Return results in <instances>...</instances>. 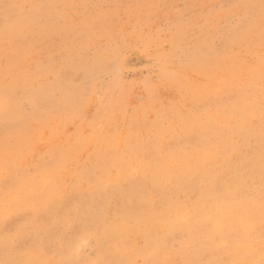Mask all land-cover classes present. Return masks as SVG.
<instances>
[{
	"label": "rangeland",
	"instance_id": "1",
	"mask_svg": "<svg viewBox=\"0 0 264 264\" xmlns=\"http://www.w3.org/2000/svg\"><path fill=\"white\" fill-rule=\"evenodd\" d=\"M260 4L0 0V104L6 94L12 96L17 106L13 119L19 121L13 126L0 111V182L7 150L29 153L24 164L13 166L20 185L35 180L37 164L61 169L58 188L11 209L30 215L32 222L39 215L43 227L51 230V252L44 259L52 264L72 258L104 264H230L236 256L259 264L264 150ZM245 5L255 6L252 29L234 39L236 25L249 19ZM24 106L33 111L24 112ZM88 223L94 226H81ZM69 224L76 229L70 230ZM245 231L247 246L225 248L224 240L231 245ZM81 236L88 243L73 257V243ZM30 256L5 249L0 232V262Z\"/></svg>",
	"mask_w": 264,
	"mask_h": 264
},
{
	"label": "snow or ice",
	"instance_id": "2",
	"mask_svg": "<svg viewBox=\"0 0 264 264\" xmlns=\"http://www.w3.org/2000/svg\"><path fill=\"white\" fill-rule=\"evenodd\" d=\"M231 7H241L240 5H232ZM249 9L248 22L245 23L241 20L236 25L234 39H239L252 29V10L254 5H245ZM261 34L264 37V0H261ZM17 23H20L17 20ZM24 112H32L33 109L29 106H24L22 109ZM0 111L5 115L6 120L14 126L19 121L13 119L17 111V106L14 104V98L10 95H5L3 103L0 104ZM260 115L261 120L264 121V73H262L261 79V98H260ZM27 152L24 151H12L7 150L5 160L3 164L5 175L3 181L0 182V188L4 191V198L0 201V213H2V220H0V232L4 235L5 249H13L20 253H31V256L26 259L12 260L0 262V264H52L51 261L44 259V257L51 252V249L47 241L51 238L52 232L49 229L43 227L45 224L41 220L40 216L35 217V221L32 222L30 215H23L21 213H13L11 209L15 207L22 200L35 199L45 197L50 191L58 188L62 183V177L60 175V167L58 165H49L47 167L37 164L35 168V180L31 184L20 185L18 180V174L13 170L14 164L16 166L22 165L27 161ZM211 155V153L209 154ZM31 156L34 158L35 153L32 152ZM262 167H261V181H260V199L259 209L261 214V233H260V254L261 259L259 264H264V150L261 153ZM68 194L65 199H68ZM172 205L169 204V207ZM83 228L87 229L92 227L91 223L82 224ZM70 230H75L76 226L69 224ZM43 232V236H33L31 233ZM215 237H213L214 239ZM248 232L245 231L243 239H236L232 241L231 246H238L244 243L247 246ZM25 241H31V243L25 244ZM88 243L86 236H81L78 240L74 241L72 252L73 257L78 256L85 250V246ZM225 247L230 246L227 240L223 241ZM247 254V253H246ZM239 255V254H237ZM56 264H104V261H84L78 258L67 259L64 261H58ZM230 264H256L255 261H247L242 259H234Z\"/></svg>",
	"mask_w": 264,
	"mask_h": 264
},
{
	"label": "bare ground",
	"instance_id": "3",
	"mask_svg": "<svg viewBox=\"0 0 264 264\" xmlns=\"http://www.w3.org/2000/svg\"><path fill=\"white\" fill-rule=\"evenodd\" d=\"M257 140H258V139H257ZM160 143H161V142H160ZM140 144H141V143H140ZM208 153H209V152H208ZM242 159H243V158H242ZM252 166H253V165H252ZM195 168H196V167H195ZM260 168H261V167H260ZM162 169H163V168H162ZM187 169H188V168H187ZM185 170H186V169H185ZM206 170H207V169H206ZM186 171H189V170H186ZM204 171H205V170H204ZM212 171H213V170H212ZM166 172H167V169H166ZM169 172H170V171H169ZM214 172H215V171H214ZM161 173H162V172H161ZM164 173H165V172H164ZM166 174H167V173H166ZM172 174H173V173H172ZM189 174H192V173H189ZM189 174H188V176H189ZM207 174H208V173H207ZM162 175H163V173H162ZM162 175H161V177H162ZM168 175H169V173H168ZM173 175H174V174H173ZM173 175H171V176H173ZM184 175L186 176V173H185ZM236 175H237V174H236ZM164 176H165V177H168V176H166V175H164ZM171 176H170V179L172 178ZM180 176L183 177V175H181V174H180ZM188 176H187V177H188ZM190 176H191V175H190ZM190 176H189V177H190ZM192 176H193V175H192ZM173 177H174V176H173ZM177 177H178V175H177ZM234 177H235V176H234ZM178 178H179V177H178ZM235 178H236V177H235ZM246 178H247V177H246ZM250 178H251V176H250ZM156 179H157V178H156ZM158 179H159V178H158ZM163 179H164V178H163ZM166 179H167V178H166ZM176 179H177V178H176ZM239 179H241V178H239ZM251 179H252V178H251ZM251 179H250V180H251ZM254 179H255V178H254ZM173 180H174V179H173ZM188 180H189V178H188ZM188 180H187V181H188ZM220 181H221V180H220ZM238 181H240V180H238ZM245 181H246V179H245ZM240 182H241V181H240ZM162 183H163V182H162ZM185 183H186V181H185ZM156 184H157V183H156ZM171 184H172V183H171ZM173 184H174V183H173ZM237 184H238V182H237ZM139 185H140V184H139ZM164 185H165V184L163 183L162 186L164 187ZM167 185H168V184H167ZM175 185H176V184H175ZM225 185H226V184H225ZM239 185H240V184H239ZM168 186H169V185H168ZM177 186H178V185H177ZM179 186H180V185H179ZM234 186L236 187L235 184H234ZM159 187H160V186H159ZM165 187H166V186H165ZM223 187H224V186H223ZM237 187H238V186H237ZM238 188H240V187H238ZM146 189H147V188H146ZM233 189H237V188H233ZM185 192H186V191H185ZM237 192H238V191H237ZM244 193H245V192H244ZM182 194H183V193H182ZM202 194H203V193H202ZM232 194H233V193H232ZM234 194H235V193H234ZM234 194H233L232 196H234ZM236 194H237V193H236ZM184 195H185V194H184ZM184 195H183V196H184ZM187 195H188V194H187ZM242 195H243V193H242ZM160 196H161V195H160ZM179 196H180V195H179ZM185 196H186V195H185ZM185 196H184V197H185ZM190 196H191V195H190ZM190 196H188V198H189ZM216 196H217V195H216ZM140 197H141V196H140ZM140 197H139V199H140ZM210 197H211V196H210ZM247 197H248V196H247ZM136 198H137V197H136ZM145 198H146V197H145ZM188 198H187V199H188ZM215 198H216V197H215ZM259 198H260V197H259ZM133 199H134V198H133ZM182 199H183V198H182ZM184 199H186V198H184ZM219 199H220V198H219ZM135 200H136V199H135ZM179 200H180V199H179ZM179 200H178V201H179ZM220 200L222 201V198H221ZM247 200H249V199H247ZM252 200H253V199H252ZM255 200H256V199H255ZM137 201H138V200H137ZM160 201H161V200H160ZM189 201H190V200H189ZM203 201H204V200H203ZM214 201H215V200H214ZM218 201H219V200H218ZM235 201H236V200H235ZM235 201H233L232 203H234ZM245 201H246V200H245ZM172 202H173V200H172ZM239 202H240V201H239ZM247 202L250 203L249 201H247ZM183 203H184V201H183ZM197 203H198V202H197ZM216 203H217V202H216ZM216 203H215V204H216ZM219 203H221V202H219ZM223 203H224V202H223ZM240 203H241V202H240ZM252 203H253V201H252ZM255 203H256V202H255ZM157 204H158V203H157ZM199 204H200V203H199ZM212 204H214V203H212ZM171 205H172V204H171ZM180 205H181V204H180ZM185 205H186V204H185ZM235 205H237L236 202H235L234 206H235ZM244 205H245V204H244ZM146 206H147V205H146ZM160 206H161V205H160ZM208 206H209V204H208ZM253 206H254V205H253ZM175 207H176V206H175ZM182 207H184V204H183ZM185 207H186V206H185ZM187 207H188V206H187ZM196 207H197V206H196ZM201 207H203V206H201ZM237 207H239V206L237 205ZM141 208H142V207H141ZM180 208H181V207H180ZM199 208H200V207H199ZM209 208H210V206H209ZM209 208H208V209H209ZM240 208H241V207H240ZM242 208H243V204H242ZM94 209H95V208H94ZM188 209H189V208H188ZM229 209H230V208H229ZM245 209H246V208H245ZM153 210H154V209H153ZM167 210H168V209H167ZM183 210H184V208H183ZM193 210H194V209H193ZM198 210L201 211V209H198ZM243 210H244V209H243ZM243 210H242V212H243ZM62 211H63V210H62ZM129 211H130V210H129ZM141 211H142V210H141ZM194 211L196 212V210H194ZM225 211H226V210H225ZM230 211H231V210H230ZM246 211H247V210H246ZM155 212H156V211H155ZM167 212H168V211H167ZM175 212H176V211H175ZM187 212H188V211H187ZM192 212H193V211H192ZM235 212H236V211H235ZM240 212H241V211H240ZM137 213H138V212H137ZM152 213L154 214V212H152ZM156 213H160V214H161L160 211H159V212H156ZM183 213H184V212H183ZM183 213H182V214H183ZM202 213H203V212H202ZM248 213H249V212H248ZM257 213H258V211H257ZM150 214H151V212H150ZM150 214L148 213V215H150ZM179 214H180V213H179ZM186 214H187V213H185V215H186ZM198 214H199V213H198ZM200 214H201V213H200ZM200 214H199V215H200ZM203 214H204V213H203ZM228 214H229V213H228ZM232 214H233V212H232ZM234 214H235V213H234ZM240 214H241V213H240ZM120 215H121V214H120ZM146 215H147V213H146ZM146 215H145V216H146ZM191 215H192V214H191ZM221 215H223V214H221ZM224 215H225V214H224ZM230 215H231V214H230ZM145 216H144V217H145ZM151 216H152V215H151ZM154 216H156V215H154ZM216 216H217V215H216ZM237 216H238V215H237ZM244 216H245V214H243L242 217L244 218ZM148 217L151 219L150 216H148ZM148 217H147V218H148ZM181 217L183 218L182 215H181ZM181 217H179L178 219H179V220H180V219L182 220ZM187 217H189V216L187 215ZM191 217H192V216H191ZM224 217H225V216H224ZM224 217H222V218H224ZM227 217H228V216L226 215V219H227ZM233 217H235V216H233ZM238 217H239V216H238ZM242 217H241L240 219H242ZM251 217H252V215L250 216V218H251ZM142 218H143V217H141V220H142ZM164 218H165V217H164ZM164 218H163V219H164ZM172 218H174V216H173ZM205 218H206V217H205ZM250 218H249V219H250ZM136 219H137V218H136ZM152 219H153V218H152ZM163 219H162V220H163ZM186 219H187V218H186ZM188 219H189V218H188ZM207 219H208V218H207ZM207 219H206V220H207ZM216 219H218V217H217ZM220 219H221V218H220ZM224 219H225V218H224ZM231 219H232V218H231V216H230V221H231ZM233 219H234V218H233ZM233 219H232V220H233ZM236 219H237V217H236ZM236 219H235V220H236ZM244 219H245V223H248V222H249V220H248V222H246V221H247L246 218H244ZM251 219H252V218H251ZM174 220H175V219H174ZM208 220H209V219H208ZM211 220L214 221L215 219H212V217H211ZM227 220H228V219H227ZM238 220H239V219H238ZM238 220H236V221H238ZM68 221H69V220H68ZM111 221H112V220H111ZM138 221H140V220H138ZM145 221H146V218H145ZM150 221L152 222V221H154V219H153V220H150ZM170 221H171V220H170ZM182 221H183V220H182ZM186 221H187V220H186ZM192 221H193V218H192ZM204 221H205V220H204ZM218 221H219V220H218ZM218 221H217V223H218ZM240 221H241V220H240ZM260 221H261V218H260ZM141 222H143V220H142ZM151 222H150V224H153V222H152V223H151ZM164 222H165V221H164ZM175 222H178V220H177V221L175 220ZM188 222H189V221H188ZM202 222H203V221H202ZM205 222H206V221H205ZM215 222H216V220H215ZM241 222H243V221H241ZM255 222H256V221H255ZM257 222L259 223V220H258V219H257ZM46 223H47V222H46ZM123 223H124V222H123ZM144 223H145V222H144ZM144 223H143V224H144ZM154 223H155V222H154ZM165 223H166V222H165ZM178 223H180V222H178ZM183 223H184V221H183ZM185 223H186V222H185ZM189 223H190V222H189ZM206 223H208V222H206ZM219 223H220V222H219ZM219 223L216 224V225H219ZM221 223H222V220H221ZM230 223H231V222H230ZM238 223H239V222H238ZM250 223H251V221H250ZM148 224H149V223H148ZM156 224H157V223H156ZM156 224H155V225H156ZM161 224H162V223H161ZM168 224H169V223H168ZM171 224H172V223H171ZM186 224H187V223H186ZM200 224H201V223H200ZM204 224H205V223H204ZM222 224H223V223H222ZM222 224H220V225H222ZM224 224H226V223H224ZM252 224L254 225V222H253ZM120 225H121V224H120ZM133 225H134V224H133ZM133 225H132L131 227H133ZM136 225H137V223H136ZM139 225H140V224H139ZM155 225H154V226H155ZM157 225L159 226V223H158ZM173 225H174V223H173ZM179 225H180V224H179ZM181 225H182V224H181ZM187 225H189V224H187ZM201 225H202V224H201ZM205 225H206V224H205ZM237 225H238V224H237ZM237 225H235V226L237 227ZM241 225H242V223H241ZM243 225H244V224H243ZM250 225H251V224H250ZM253 225H251V226H253ZM257 225H258V224H257ZM124 226H125V224H124ZM134 226H135V225H134ZM143 226H144V225H143ZM143 226H142V227H143ZM145 226H146V225H145ZM149 226H150V225H149ZM154 226L152 225V226H151V229H153ZM160 226H161V225H160ZM177 226H178V224H177ZM183 226H184V225H183ZM183 226H182V227H183ZM209 226H210V224H209ZM224 226H225V225H224ZM227 226H228V225H227ZM229 226H230V225H229ZM245 226H246V224H245ZM116 227H117V226H116ZM121 227H122V226H121ZM131 227L128 226V227H125V228H123V229H126V228L130 229ZM135 227H136V226H135ZM142 227H141V228H142ZM155 227H156V226H155ZM155 227H154V228H155ZM161 227H162V226H161ZM166 227H167V225H166ZM184 227H185V226H184ZM201 227H202V226H201ZM206 227H207V225H206ZM231 227H232V224H231ZM249 227H250V226H249ZM158 228H159V227H158ZM175 228H176V227H175ZM179 228H181V226H180ZM216 228H217V227H216ZM222 228H223V227H221V229H222ZM229 228H230V227H229ZM240 228H241V227H240ZM245 228H246V227H245ZM245 228H244V229H245ZM251 228H253V230H254V226L251 227ZM123 229H122V230H123ZM134 229H135V228H134ZM137 229H138V227H137ZM146 229H147V226H146V228H145L144 230H146ZM148 229L150 230V228H148ZM155 229H156V228H155ZM159 229H161V228H159ZM165 229H166V228H165ZM168 229H169V228H168ZM170 229H171V226H170ZM172 229H173V228H172ZM177 229H178V228H177ZM181 229H182V228H181ZM189 229H190V228H189ZM200 229H201V228H200ZM205 229H206V228H204L203 230H205ZM227 229H228V228H227ZM238 229H239V228H238ZM247 229H248V228H247ZM249 229H250V228H249ZM255 229H257V226H256ZM259 229H260V228H259ZM107 230H108V229H107ZM126 230H127V229H126ZM173 230H175V229H173ZM173 230H172V231H173ZM183 230L186 231L185 233H188V230H186V228L183 229ZM215 230H219V228H218V229H215ZM228 230L230 231V229H228ZM228 230H227V232H228ZM234 230H235V229H234ZM234 230H232V231H234ZM101 231H102V230H101ZM115 231H116V230H115ZM129 231L131 232V230H129ZM138 231H141V232H142V230H138ZM147 231H148V230H147ZM155 231H156V230H155ZM158 231H159V230H158ZM189 231H190V230H189ZM200 231H202V230H200ZM222 231H223V230H222ZM235 231H236V230H235ZM247 231H248V230H247ZM89 232H90V231H89ZM117 232H118V231H117ZM152 232H153V231H152ZM152 232H151V233H152ZM166 232L168 233V231H166ZM190 232H191V231H190ZM197 232H198V231H197ZM202 232L204 233V231H202ZM207 232H208V231H207ZM211 232H212V231L209 230V234H210ZM224 232H225V231H224ZM224 232L221 233V235L224 234ZM118 233H119V232H118ZM139 233H140V232H139ZM185 233H184V234H185ZM214 233H215V231H214ZM236 233H237V232H236ZM248 233H249V232H248ZM250 233H251V231H250ZM252 233H253V232H252ZM105 234H106V233H105ZM116 234H117V233H116ZM116 234L114 233V236H117V235H118V234H117V235H116ZM154 234H155V232H154ZM154 234H153V235H154ZM158 234H159V236H160V233H158ZM172 234H173V233H172ZM204 234H205V233H204ZM217 234H218V233H217ZM239 234H240V233H239ZM253 234H254V233H253ZM149 235H152V234L149 233ZM162 235L165 237V235H164L163 233H162ZM169 235H170V234H169ZM195 235H196V234H195ZM197 235H198V234H197ZM199 235H202V234H199ZM213 235H214V234H213ZM213 235L210 236L211 239H213V238H212ZM221 235H219V236H221ZM242 235H243V234H242ZM251 235H252V234H251ZM254 235H255V234H254ZM257 235H258V234H257ZM163 236H161V237H163ZM202 236H203V235H202ZM202 236H201V238H202ZM205 236L207 237L208 234L205 235ZM252 236H253V235H252ZM111 237H113V236H111ZM128 237H129V236H128ZM147 237H148V233H147ZM151 237H152V236H151ZM155 237H156V235H155ZM161 237H160V239H161ZM169 237H170V236H169ZM199 237H200V236H199ZM240 237H241V235H240ZM104 238H105V237H104ZM145 238H146V236H145ZM201 238H200V240L204 241V240L201 239ZM208 238H209V237H208ZM217 238H219V237L217 236ZM220 238H221V237H220ZM251 238H252V237H251ZM251 238H250L249 240L252 241L253 238H252V239H251ZM258 238H259V237H258ZM258 238H257V239H258ZM67 239H68V238H67ZM115 239H116V238H115ZM119 239H120V236H119ZM146 239L148 240V239H150V237H148V238H146ZM152 239H153V238H152ZM152 239H151V240H152ZM154 239H155V238H154ZM162 239H163V238H162ZM198 239H199V238H198ZM206 239H207V238H206ZM222 239H223V238H222ZM222 239H221V240H222ZM237 239H238V238H237ZM241 239H242V238H241ZM116 240H117V239H116ZM120 240H121V239H120ZM120 240H119V241H120ZM124 240H125V239H124ZM151 240H150V241H151ZM156 240H157V238H156ZM209 240H210V239H209ZM214 240H215V238H214ZM233 240H234V239H233ZM233 240H232V241H233ZM235 240H236V239H235ZM96 241H97V240H96ZM103 241H105V240H103ZM103 241H102V242H103ZM161 241L164 242L163 240H161ZM202 241H200V243H202ZM218 241H219V239H218ZM247 241H248V240H247ZM97 242H98V241H97ZM111 242H112V241H111ZM113 242H115V241H113ZM117 242H118V241H117ZM123 242H126V241H123ZM123 242H122V243H123ZM146 242H147V241H146ZM153 242H155V241H153ZM156 242H158V241H156ZM166 242H167V241H166ZM197 242H198V241H197ZM207 242H208V241H207ZM209 242H210V241H209ZM253 242H254V241H253ZM158 243H159V242H158ZM160 243H161V242H160ZM194 243H195V242H194ZM194 243H193V244H194ZM200 243H199V244H200ZM212 243H214V242H212ZM229 243H230V242H229ZM249 243H250V242H249ZM113 244H114V243H113ZM120 244H121V243H120ZM120 244H119V245H120ZM148 244H150V243H148ZM217 244H218V243H217ZM219 244H221V243H219ZM243 244H244V243H243ZM119 245H118V246H119ZM121 245H122V244H121ZM121 245H120V246H121ZM146 245H147V244H146ZM150 245L152 246V244H150ZM156 245H157V243H156ZM163 245H164V243H163ZM196 245H198V244H196ZM200 245H201V244H200ZM205 245L207 246L206 243H205ZM222 245H223V244H222ZM251 245H252V244H251ZM253 245H254V244H253ZM253 245H252V246H253ZM255 245H256V244H255ZM255 245H254V246H255ZM99 246H100V245H99ZM105 246H106V245H105ZM113 246H115V244H114ZM209 246H210V245H209ZM211 246H212V245H211ZM211 246H210V247H211ZM216 246H217V245H216ZM230 246H231V245H230ZM230 246H229V249H230ZM256 246H257V245H256ZM256 246H255V247H256ZM122 247H123V246H121V248H122ZM142 247H143V246H142ZM145 247H146V246H145ZM148 247H149V245H148ZM197 247H199V245H198ZM197 247H194V248L196 249ZM200 247H201V246H200ZM200 247H199V248H200ZM207 247H208V246H207ZM212 247H213V246H212ZM214 247H215V246H214ZM220 247H221V245H220ZM220 247H219V248H220ZM245 247H246V246H245ZM257 247H260V246H257ZM103 248H104V247H103ZM111 248H112V247H111ZM124 248H126V247H124ZM143 248H144V247H143ZM152 248H153V247H152ZM152 248H149V250H151ZM189 248H190V246H189ZM199 248H198V249H199ZM225 248H226V247H225ZM115 249H117V248L114 247V250H115ZM128 249H129V248L125 249V251L128 250ZM134 249H136V246H135ZM147 249H148V248H147ZM153 249H154V248H153ZM195 249H194V251H195ZM200 249H201V248H200ZM200 249H199V250H200ZM209 249H210V248H209ZM212 249L214 250V248H212ZM216 249H217V247H216ZM216 249H215V250H216ZM223 249H224V248H223ZM229 249H225V250H228V251H229ZM231 249H232V248H231ZM251 249H252V248H251ZM256 249H257V248H256ZM102 250H103V249H102ZM110 250H111V249H110ZM110 250H109V252L113 251V250H111V251H110ZM117 250H118V249H117ZM145 250H146V249H145ZM149 250H148L147 252H146V251H145V252H146V253L151 252V251H149ZM192 250H193V249H192ZM213 250H212V251H209V252L212 253V252H214ZM249 250H250V249H249ZM257 250H259V249H257ZM202 251H203V250H202ZM228 251H227V252L225 251V252L228 253ZM230 251H231V250H230ZM230 251H229V252H230ZM117 252H119V250H118ZM122 252L124 253V250H123ZM122 252H121V253H122ZM137 252H138V250H136V254L139 253V252H138V253H137ZM140 252H142V251L140 250ZM143 252H144V251H143ZM188 252H189V249H188ZM199 252L201 253V251H199ZM199 252H198V254H199ZM209 252H208V254H210V257H211V253H209ZM216 252H217V250H216ZM233 252H234V251H233ZM240 252H242V250H241ZM244 252H245V251H244ZM249 252H250V251H249ZM254 252H255V251H254ZM254 252H253V253H254ZM146 253H145L144 256H147ZM205 253H206V252H205ZM230 253H231V252H230ZM234 253H235V252H234ZM234 253H233V255H234ZM245 253H246V252H245ZM103 254H104V253H103ZM117 254H118V253H117ZM201 254H202V253H201ZM215 254H216V253H215ZM217 254H218V253H217ZM217 254H216V255H217ZM231 254H232V253H231ZM238 254H239V253H238ZM109 255H110V254H109ZM141 255H142V254H141ZM152 255H153V254H152ZM216 255H215V256H216ZM235 255H237V254L235 253ZM241 255H242V254L240 253V256H241ZM247 255H248V254H247ZM116 256H117V255H116ZM123 256H124V255H123ZM123 256H122V257H123ZM127 256H128V255H127ZM133 256H134V255H133ZM137 256H138V255H137ZM142 256H143V255H142ZM148 256H149V255H148ZM194 256H195V255H194ZM198 256H199V255H198ZM237 256H238V255H237ZM242 256H244V255H242ZM242 256H241V257H242ZM125 257H126V256H125ZM125 257H123V258H125ZM131 257H132V256H129V258H131ZM149 257L152 258L151 255H150ZM199 257H200V256H199ZM199 257H197V258H199ZM227 257H228V256H227ZM227 257H226V258H227ZM232 257H233V256H232ZM235 257H236V256H234L233 258L236 259ZM106 258H107V257H106ZM113 258H114V256H113ZM117 258H118V257H117ZM117 258H116L115 260H117ZM135 258H136V257H135ZM151 258H150V259H151ZM194 258H195V257H194ZM197 258H196V260H197ZM205 258H206V257H205ZM213 258H214V257H213ZM213 258H212V261H213ZM238 258H239V257H238ZM62 259H63V258H62ZM217 259H218V258H216V260H217ZM122 260H123V259H122ZM128 260L131 261L130 259H128ZM132 260H133V257H132ZM216 260H215V262H216ZM226 260H227V259H226ZM226 260H225V261H226ZM229 260H230V259H229ZM229 260H228V261H229ZM243 260H244V259H243ZM199 261H200V260H199ZM199 261H198V262H199ZM217 261H220V260H217ZM228 261H227V262H228ZM113 262H114V261H113ZM119 262H120V261H119ZM126 262H127V261H126ZM131 262H133V261H131ZM205 262H206V261H205ZM213 262H214V261H213ZM213 262H212V263H213ZM215 262H214V263H215ZM123 263H124V262H123ZM220 263H224V261H223V262H220ZM225 263H226V262H225ZM133 264H135V261H134Z\"/></svg>",
	"mask_w": 264,
	"mask_h": 264
}]
</instances>
